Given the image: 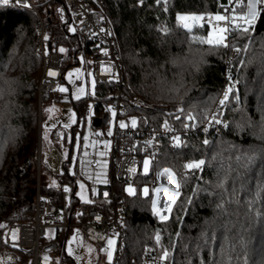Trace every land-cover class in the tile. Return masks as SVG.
Returning <instances> with one entry per match:
<instances>
[{"label":"trees","instance_id":"obj_1","mask_svg":"<svg viewBox=\"0 0 264 264\" xmlns=\"http://www.w3.org/2000/svg\"><path fill=\"white\" fill-rule=\"evenodd\" d=\"M167 2L165 12L164 4L156 0H104L116 27L129 82L140 97L130 101L128 92L124 113L135 115L138 125L144 127L167 121L183 129L184 124L172 117L180 110L184 116H194L196 123L202 122L215 109L228 80L227 58L234 47L239 53L230 61L229 80L238 86L230 85L234 95L230 94L227 107L218 106L219 115L227 121L226 129L211 136L208 145L203 144L200 131L184 132L181 148L172 149L165 142L160 162L177 174L181 186L173 202L177 207L166 222L155 215L151 193L145 197L141 192L148 176L114 181L126 226L117 264H134L131 258L138 259L146 245L157 246L162 255L167 250L169 264H264V0H257L249 31L229 33L228 47L194 41L177 20L182 12L221 14L226 8L222 0ZM248 3L234 1L236 17H245ZM67 24L59 15L54 17L50 35L53 50H67L61 64L63 80L67 66L79 61L80 52L93 60L99 57L91 51L92 39L69 32ZM210 27L194 28L193 33L208 39ZM37 28L38 17L32 10L0 5V248L7 246L4 232L8 225L34 214L33 157L39 142L38 83L43 68ZM114 85L113 79L96 78V94L90 99L96 100L93 115L101 120L99 126L106 125L110 117L107 106ZM73 103L78 120L71 137L59 139L56 129L51 132L59 149L64 144L71 150L75 128L82 130L79 122L89 101L84 96ZM185 159H204L206 163L199 172L184 175ZM63 167L60 180L71 183L76 173L69 169V160ZM128 183L136 186V195L129 193ZM203 188L208 192L200 193ZM42 189L59 201L57 185L42 180ZM221 190L224 200L216 195ZM185 198L191 204L180 209ZM73 201L82 206L94 204L76 197ZM220 206L226 211L221 213ZM13 250L22 264H29L28 255ZM62 257L71 259L65 255V245Z\"/></svg>","mask_w":264,"mask_h":264},{"label":"built area","instance_id":"obj_2","mask_svg":"<svg viewBox=\"0 0 264 264\" xmlns=\"http://www.w3.org/2000/svg\"><path fill=\"white\" fill-rule=\"evenodd\" d=\"M57 1L64 4L69 20L75 24V31L83 37L92 39L90 43L91 51L99 56L93 60L95 77L99 80L113 79L115 81L107 106L116 113L114 125L110 129V148L106 151L109 161L108 176L105 180L88 179L87 183L91 195L89 201L94 204L82 206L78 203L79 201L75 203L73 201L74 197L81 200L75 194L78 187L77 174L71 183L62 182L60 175L64 173L63 166L67 160L61 154L59 148L55 146L49 158L50 162L45 163L41 145L38 142V150L33 157L36 167L34 214L30 219L15 221L8 225L4 232V240L7 246L0 248V264H22V259H19L16 255L14 248L21 250L30 257L29 264H60L67 235L76 230L81 231L85 239L96 243L101 248L108 247L107 242L110 236L115 235L116 254L112 264H117L126 226L125 212L118 191L115 189L114 181L130 182L148 176V185L152 191L158 185H167L170 188V190L164 189L160 192L161 204L163 206L167 205L174 196V192L171 190L180 189L181 186L179 181L175 183L172 176L168 175L170 168L160 162V156L165 142H168L172 149H176V147L172 145L168 138L171 133L164 131L163 125L146 127L137 125L136 128H132L129 124V127L124 129L119 127L117 119L121 114H125V98L128 96V92H130V101L139 100L140 97L134 92L129 82L116 27L104 7V0H21L19 5L16 0H9V5L28 8L35 12L38 17L37 48L43 60V68L38 83L39 109L44 102L50 100L54 92H58L63 97H67L71 93V89L62 82L61 64L64 54H60L58 50H53L50 41L53 29L52 19L58 16V9L55 4ZM234 1L222 0L226 8H231V12L227 13L230 20L233 18V14L236 16ZM167 4H164V8L167 7ZM24 5H28V7ZM221 14H225V11ZM200 15L206 17L204 25L213 27L215 22L211 21V18L215 14L204 11ZM224 26H226V22H219V27ZM101 29L104 31H101ZM228 35L229 33L227 34V42H229ZM45 37H48V39L46 40ZM238 53L239 49L234 47L227 58L226 75L228 80H226L215 109L210 111L200 123H196L195 120L186 121L190 124L191 130L172 125L177 129V135L182 136L184 132L197 133L200 131L204 135V141L211 136L220 135L226 129V127L213 121L218 116L219 121L227 125V121L219 115L218 106L227 88L231 84L238 86L236 81L232 83L229 80L230 61ZM50 70L56 73L54 77L46 76V73ZM60 87H67L69 91L61 93L58 91ZM95 105L96 100H92V124ZM89 112L90 106H87L81 119L86 118ZM79 123L82 125L83 121L80 120ZM82 148L83 145L81 144L79 150L81 151ZM145 159L150 160L147 174L144 173L142 164ZM68 160L69 166L75 164L77 170L76 159L73 162L69 158ZM189 162L188 159L184 160L182 169L184 175L196 173H189V170L185 168V165ZM43 171L55 176L60 182L58 186L59 201H55L50 193L42 189ZM160 171H163L166 177H158L157 173ZM62 188H69L70 191L64 192ZM131 262L134 264H169L155 245H146L141 256L138 259L132 257Z\"/></svg>","mask_w":264,"mask_h":264},{"label":"rangeland","instance_id":"obj_3","mask_svg":"<svg viewBox=\"0 0 264 264\" xmlns=\"http://www.w3.org/2000/svg\"><path fill=\"white\" fill-rule=\"evenodd\" d=\"M55 4L58 9L57 14L60 17V21L67 22V28L69 32L75 33V31H71V29H75V24L74 22H71L69 20V16L65 10L64 4L61 1H57L55 2ZM249 4L250 5L248 6V11L245 14L246 16L244 15V19H248V22H250V20L255 16V13L257 12V0H249ZM181 14L193 15L200 13L182 12L179 15ZM219 35H221V33H219L218 30H213V27H210L208 29V36L216 37ZM78 57H82L83 60L79 59L77 63L68 65L65 71L64 80H62V82H64L71 89L72 97L70 98V94H68L67 97H63L58 92H54L50 100L44 102L38 111L40 135L39 142L41 145V151L43 153V160L45 163H48L50 162L49 158L55 147L53 138L51 137V132L56 129L57 133L59 134V139H63L65 135H67L68 138L71 137V128L75 124L72 123V120H78V114L74 108L73 101L76 100L75 96L77 94V89L83 87L85 89V92L80 93V96L81 98L87 96V100L89 101L88 107L90 106V112L87 114L86 118L84 117L83 119H80L81 121H83L81 132L78 127L75 128L73 148L70 150L68 148V145L63 144L59 151L63 156L65 153L67 154L66 160L70 158L73 162L76 159L78 169L76 170L75 164H71L69 167L71 171H74L77 174L76 180L78 187L75 194L82 200L89 201L91 199V195L87 183L88 179L98 178L100 180H105L108 176L109 161L106 151L110 148L111 142L109 133L111 127L114 125L115 115H111L106 125L104 126H94L92 124V100L90 99V96H92L91 93L93 92L92 81L95 80L96 82V77L93 72V59L91 57H87L82 52L79 53ZM77 70H80V78L77 79L76 75H73L72 80H74L75 83H72L67 79L66 74L68 72L76 73ZM95 94L96 87H94V95ZM49 108H52L53 111L48 112L47 110ZM131 119H136L135 115L127 116L125 114H121L117 120L119 124L121 122L130 124ZM65 123H70L71 127L64 128L63 124ZM61 133L64 134L62 137L60 135ZM45 136H47L48 139H45ZM77 143L83 145L81 151L75 148V145ZM101 152L104 153L103 156H101ZM171 176L174 182L177 183V174L175 173V175ZM42 180H45L49 184H55L57 186L60 185V182L56 179L55 176L46 175L45 173L42 174ZM81 184L83 185L82 188L79 187V185ZM160 187V192L164 189L170 190L167 185H161ZM127 188H132L133 190H135V192L137 191L136 186L130 183L127 184ZM144 188L149 189V193H151L152 195V202L156 201L157 206L161 207L162 210L167 209L169 206H172L174 200L178 196L176 189L171 190L174 192V196L167 205L163 206L161 204L160 192L156 193L154 190L152 191L150 186L148 184H145L141 190L142 194ZM110 239L116 240V236L111 235ZM107 248L108 247L101 248L96 243L85 239L82 235V232L79 230L70 232L67 235L65 242V255H69L71 259L69 258V261H67L65 258L61 257L60 264H109L110 262L107 260L106 253ZM114 249L113 259L116 254V244L114 246Z\"/></svg>","mask_w":264,"mask_h":264},{"label":"snow or ice","instance_id":"obj_4","mask_svg":"<svg viewBox=\"0 0 264 264\" xmlns=\"http://www.w3.org/2000/svg\"><path fill=\"white\" fill-rule=\"evenodd\" d=\"M141 3H143V0H140ZM16 3L19 5L21 3V0H16ZM156 3L157 4H161V3H164V4H167V0H156ZM0 5H3V6H7L9 5V0H0ZM25 7H28V5H24ZM164 11L167 12L168 9L167 7L164 8ZM228 12H231V8H225V14H216L214 15L212 18H211V21H214L215 23H213V30H218L219 33H221V35L219 36H216V37H209L208 39H204L203 37H200V36H196L194 33H193V29H202L204 27V22H206V17L204 15H200V14H193V15H184V14H181V15H178L177 17V20L178 22L180 23L181 27L183 29H185L187 31V33L190 34L191 38L196 41V42H199V43H209L211 45H214V46H217V47H228L230 42H227V34L228 33H235L237 31H244V32H247L251 29V25L248 23V21L246 19H244L243 17H236L235 14H233V18L230 20L229 19V16L227 15ZM237 20H242L243 22L242 23H237L236 21ZM219 22H226V26L224 27H219ZM228 25H231V26H228ZM71 31H75V29H71ZM101 31H104L103 29H101ZM45 39L47 40L48 37H45ZM59 53L60 54H64L67 50L63 47H60L58 49ZM107 54V53H105ZM80 60H83L82 57L79 58ZM79 72L80 70H77L76 73H73V72H68L66 74L67 76V79L72 82V83H75L74 80H72V77L73 75H76L77 79L80 78L79 76ZM56 75V73L54 71H48L46 73V76L47 77H54ZM95 80L92 81V88H93V92L91 93L92 95H94V87H95ZM58 91H60L61 93H67L69 90L67 87H60L58 89ZM85 92V89L83 87H80L77 89V94L75 96V98L77 100H79L81 98L80 96V93H84ZM230 94H233L234 95V89L233 87H228L227 90L223 93V98L220 100V105L224 106V107H227V102L229 101L230 99ZM236 99H239V97H235ZM48 112H52L53 109L52 108H49L47 110ZM111 111V110H110ZM116 113L114 111H111V115H115ZM172 117L173 119L175 120H180L181 123L184 124V128L185 130H191L190 128V124L189 123H185V121H194L196 118L194 116H192L191 114L187 115V116H184L183 115V110H180V113L179 114H172ZM76 121L73 119L72 120V123H75ZM214 123H217L219 124L220 126H223V127H227L226 124H224L223 122L219 121V118L218 116L214 119L213 121ZM138 125V121L136 119H131L130 121V126L132 128H136ZM63 127L64 128H69L71 127V124L70 123H65L63 124ZM119 127L121 129H124L126 127H129V124H126V123H123L121 122L119 124ZM163 129L164 131L168 132V133H171V135L168 137L170 142L172 143V145L176 148H181L184 146V142L182 140V137L180 135H177L176 132H177V129L174 128L170 122H165L163 124ZM61 137L64 135L63 133L60 134ZM109 135H111V133H109ZM45 139H48L47 136L44 137ZM203 144L204 145H208L209 144V141L207 139H205L203 141ZM75 148L77 150L80 149V144L77 143L75 145ZM104 153L101 152V156H103ZM64 158L67 159V154L65 153L64 154ZM251 159V158H250ZM205 160L204 159H199V160H196V161H192V162H189L185 165V168L187 170H189V173L191 172H199L200 170H202V168L205 166ZM143 171L145 174H147L149 172V166H150V160L149 159H145L143 162ZM133 171H135V169H133ZM168 175H175L174 171L172 170H169L168 172ZM157 176L160 177V178H164L166 177L165 173L163 171H160L157 173ZM166 186V185H165ZM80 188L83 187V185H79ZM161 190V187L158 185L154 191L156 193H159ZM62 191L64 192H68L70 191L69 188H62ZM129 193L131 195H136V192L135 190H133L132 188H129L128 189ZM178 195L180 194L181 192V189H176ZM200 193H206L208 192V189L207 188H203V189H200L199 190ZM143 195L145 197H147L149 195V189L148 188H144L143 189ZM216 195L221 199V200H224L225 199V192L224 190H221L220 192H217ZM262 203H264V201H262ZM185 204H188L190 205L191 204V200L188 199V198H185L183 203L180 204L179 208L180 209H183L184 208V205ZM177 207L175 204H173L172 206H169L167 209H164L162 210L161 207L157 206V202L154 201L153 202V210L155 212V215L160 219V221L162 222H166L169 218H170V215L173 211V208ZM224 211H226V209H224L222 206H220V212L223 213ZM262 211H264V209H262ZM167 213V214H165ZM208 239L210 240L211 237L209 236ZM161 240V236L160 234H157L156 237H155V241L156 243H159ZM108 248L106 249V253H107V260L109 262L112 261L113 259V252H114V246L116 244V240L115 239H109L108 242ZM169 255V252L167 250H165L163 252V258L164 259H167Z\"/></svg>","mask_w":264,"mask_h":264},{"label":"water","instance_id":"obj_5","mask_svg":"<svg viewBox=\"0 0 264 264\" xmlns=\"http://www.w3.org/2000/svg\"><path fill=\"white\" fill-rule=\"evenodd\" d=\"M101 123V120L99 119V117H94L93 119V125L94 126H99Z\"/></svg>","mask_w":264,"mask_h":264},{"label":"crops","instance_id":"obj_6","mask_svg":"<svg viewBox=\"0 0 264 264\" xmlns=\"http://www.w3.org/2000/svg\"><path fill=\"white\" fill-rule=\"evenodd\" d=\"M257 9V8H256ZM256 14V13H255Z\"/></svg>","mask_w":264,"mask_h":264}]
</instances>
